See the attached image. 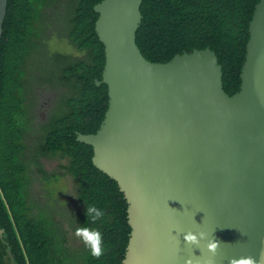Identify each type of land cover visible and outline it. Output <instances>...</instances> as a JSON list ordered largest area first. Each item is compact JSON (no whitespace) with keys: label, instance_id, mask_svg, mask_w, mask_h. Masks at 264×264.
Segmentation results:
<instances>
[{"label":"water","instance_id":"1","mask_svg":"<svg viewBox=\"0 0 264 264\" xmlns=\"http://www.w3.org/2000/svg\"><path fill=\"white\" fill-rule=\"evenodd\" d=\"M141 0H100L107 106L92 165L126 203L129 234L120 264H234L264 250V0L254 5L239 72L227 95L207 46L146 60L135 44ZM6 0H0L1 23ZM193 233L197 243L185 235ZM1 237V235H0ZM219 241L216 253L209 243ZM9 256V263L13 264Z\"/></svg>","mask_w":264,"mask_h":264},{"label":"trees","instance_id":"2","mask_svg":"<svg viewBox=\"0 0 264 264\" xmlns=\"http://www.w3.org/2000/svg\"><path fill=\"white\" fill-rule=\"evenodd\" d=\"M99 1L6 0L0 35V264H10L6 249L13 264H120L123 257L129 226L122 193L92 165L91 146L75 140V132H95L107 106L106 86L94 83L103 67L92 9ZM257 2L141 0L135 44L151 62L207 46L220 65L222 89L231 95L240 83L247 27ZM56 36L83 56L49 52L47 41ZM51 80L68 83L69 91L36 128L31 87ZM53 156L64 161L63 173L75 184L79 207L73 212L62 208L67 200L44 186L55 174L43 169L40 158ZM33 180L42 181L44 194H31ZM86 204L105 212L86 225L103 234L99 259L85 245L70 246L63 227L64 222H75L74 229L85 226Z\"/></svg>","mask_w":264,"mask_h":264},{"label":"rangeland","instance_id":"3","mask_svg":"<svg viewBox=\"0 0 264 264\" xmlns=\"http://www.w3.org/2000/svg\"><path fill=\"white\" fill-rule=\"evenodd\" d=\"M54 22L52 23V25ZM52 26L48 25V29ZM59 28L57 24L54 26ZM54 29V28H53ZM56 30V29H54ZM47 48L49 52L57 51L64 54H68L71 58H81L83 53L76 50L70 42L65 37H51L47 41ZM40 64H44V60H40ZM45 68V65H44ZM43 68V69H44ZM49 83H35L32 85L31 93L33 99L32 106V125L38 127L41 123L47 120L51 113L55 110L59 97L63 94H66L69 91L68 83L64 81H53ZM30 143H32V133L29 138ZM40 163L45 171L48 173H54L55 177L52 179H47L44 181V186L46 189L51 191L55 196H61V199L67 200L68 204L63 202L62 208L66 211L67 208H70L71 211H75L78 208V204L75 201V184L72 178L69 175L63 173L62 164L64 161L59 159L57 156L40 158ZM57 175V177H56ZM42 181L33 180L31 187V194L35 195L36 193H42L43 190ZM44 194V193H42ZM69 203L71 205H69ZM75 226L76 223L72 222L69 224L67 222L63 223V227L66 230L68 244L72 247H81L84 246V243L75 236Z\"/></svg>","mask_w":264,"mask_h":264},{"label":"clouds","instance_id":"4","mask_svg":"<svg viewBox=\"0 0 264 264\" xmlns=\"http://www.w3.org/2000/svg\"><path fill=\"white\" fill-rule=\"evenodd\" d=\"M86 216L85 226L77 227L75 236L90 250L91 256L99 259L104 254L103 234L98 228L86 225L89 221L94 224L96 221L101 220L105 216V212L95 205L86 204ZM185 241L189 244L197 243V236L193 233H187ZM219 244V241L213 239L208 245V250L215 254ZM234 264H264V250L261 251L258 259L252 256H242L238 259L235 258Z\"/></svg>","mask_w":264,"mask_h":264}]
</instances>
